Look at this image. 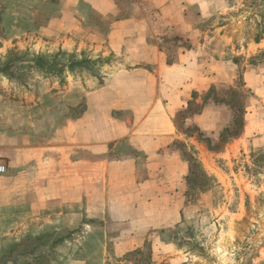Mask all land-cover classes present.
<instances>
[{
  "label": "rangeland",
  "instance_id": "1",
  "mask_svg": "<svg viewBox=\"0 0 264 264\" xmlns=\"http://www.w3.org/2000/svg\"><path fill=\"white\" fill-rule=\"evenodd\" d=\"M126 1L118 16L142 23L152 49L182 68L173 74L182 106L169 115L174 134L162 180L149 189L151 216L133 222L142 233L124 234L133 248L123 254L112 246L85 253L79 243L88 234L80 231L27 234L9 245L44 235L46 247L54 243L49 264L90 256L102 264H264V0ZM59 5L0 0V69L11 67V76L0 73V116L36 115L43 125L49 113L61 123L76 84L89 93L113 76L112 66L135 65L123 53L93 52L89 39L72 40L79 30L54 19ZM36 57L53 67L41 69ZM2 245L0 253L9 246Z\"/></svg>",
  "mask_w": 264,
  "mask_h": 264
},
{
  "label": "crops",
  "instance_id": "2",
  "mask_svg": "<svg viewBox=\"0 0 264 264\" xmlns=\"http://www.w3.org/2000/svg\"><path fill=\"white\" fill-rule=\"evenodd\" d=\"M121 3L60 0V15L54 19L70 21L79 30L78 38L71 39L81 46L89 39L93 52L123 53L135 65L112 66L113 76L89 93L76 84L80 93L68 99L71 113L61 123L54 115L51 121L49 113L43 115V125L36 122V115L0 116L3 247L27 234L80 231L88 234L79 243L85 253L112 246L123 254L133 248L124 234L142 233V222L141 226L133 222L151 216L149 189L162 180L160 170L167 168L162 155L174 134L169 115L171 108L182 106V84L173 78L182 68L168 66L152 49L149 36L139 31L142 23L118 16ZM105 26L106 34L88 36ZM114 234L122 236L115 240ZM94 259L82 260L102 264V259L89 261ZM62 261L76 264L81 259Z\"/></svg>",
  "mask_w": 264,
  "mask_h": 264
},
{
  "label": "trees",
  "instance_id": "3",
  "mask_svg": "<svg viewBox=\"0 0 264 264\" xmlns=\"http://www.w3.org/2000/svg\"><path fill=\"white\" fill-rule=\"evenodd\" d=\"M34 62H37L41 69H50L53 67V65L47 64L40 57H36ZM76 65H79V63H76ZM10 68L9 62H7L0 69V73L11 76L8 72ZM61 71L62 68L59 69L58 73ZM236 122L238 123V118L235 120ZM224 133L228 135L236 134L232 132V129H226ZM45 237L44 235L36 237L27 236L20 242L9 245L6 251L0 253V264H27V261L34 264H49L53 259L52 256L54 257V243L46 247V243L44 242Z\"/></svg>",
  "mask_w": 264,
  "mask_h": 264
},
{
  "label": "built area",
  "instance_id": "4",
  "mask_svg": "<svg viewBox=\"0 0 264 264\" xmlns=\"http://www.w3.org/2000/svg\"><path fill=\"white\" fill-rule=\"evenodd\" d=\"M5 173V166L3 164H0V174Z\"/></svg>",
  "mask_w": 264,
  "mask_h": 264
}]
</instances>
